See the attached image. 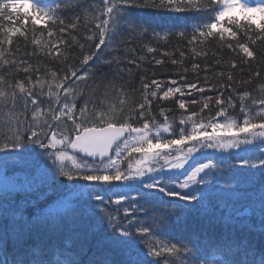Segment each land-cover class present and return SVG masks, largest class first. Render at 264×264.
Wrapping results in <instances>:
<instances>
[{"label": "snow or ice", "instance_id": "snow-or-ice-1", "mask_svg": "<svg viewBox=\"0 0 264 264\" xmlns=\"http://www.w3.org/2000/svg\"><path fill=\"white\" fill-rule=\"evenodd\" d=\"M66 7L67 0H0V264H84L71 250L73 236L81 235L95 241L101 253L87 264H264V83L253 94L256 83L264 81V0H99V23L91 28L81 25L79 16L66 22ZM134 9L190 15L193 23L158 31L147 16L132 15ZM160 32L186 45L171 65L183 68L185 51H190L205 62L203 68L192 63L197 80L201 72L212 71L215 82L207 89L188 82L189 69L183 68L179 86L176 79L141 76L134 89L125 78L131 74L128 65L139 68L137 60L146 61L148 54L151 61L146 62L165 65V59L157 58L159 47L151 46L159 42ZM121 34L131 39L118 40ZM30 37L33 52L21 55L20 44L26 48ZM139 37L144 38L141 46L133 47ZM207 46L216 48L211 68ZM109 48V58L103 59L102 49ZM225 52L232 57L227 63L220 55ZM162 55L171 58L172 53ZM39 56L55 70L30 62ZM217 66L225 71L216 72ZM102 68L107 72L101 74ZM46 77L58 83L50 84ZM206 90L219 94L184 98ZM173 98L181 110L193 106L191 115L182 116L178 132L165 115L171 109L159 107L160 101ZM252 147L255 155H240ZM29 149L51 161L47 170L31 176L11 173L14 158ZM66 150H75L72 159L80 160L71 171L61 163L69 158ZM209 150H236L237 159L225 164L209 156L189 164L195 154ZM133 153L141 157L135 168L129 163ZM237 168L255 171L252 192L241 193L240 181L226 175ZM169 174L175 176L171 185L165 179ZM64 181L76 190L59 192ZM213 184L219 192L250 201L242 212L219 217L232 230L145 246V238L173 223L174 210L151 215L157 211L153 200L202 204V189ZM22 192L26 198L18 201ZM51 196L54 202L41 211L38 202ZM29 207L36 209L31 217L25 215ZM247 216L256 218V226L243 219ZM42 231L68 235L51 249L31 245L30 238ZM105 246L121 249L123 258H106L110 249Z\"/></svg>", "mask_w": 264, "mask_h": 264}, {"label": "trees", "instance_id": "trees-1", "mask_svg": "<svg viewBox=\"0 0 264 264\" xmlns=\"http://www.w3.org/2000/svg\"><path fill=\"white\" fill-rule=\"evenodd\" d=\"M57 2H59V0H57ZM67 3L69 7L64 8L62 12V18H65L66 22H70L68 18L79 16L80 23L83 26H87L91 28L93 23H99V20L95 19V17L100 15L99 10L96 8V6L99 3V0H67ZM89 5H92V7H89ZM132 11H133L132 15L147 16V18L151 21L152 24L158 26V31L159 28L180 26L184 24L191 25L193 23L192 17L190 15H181L175 13L153 14L146 10H141V9H134ZM40 27H42V25L37 26V28ZM28 28L29 30H31V25H28ZM81 31H83V27H81ZM189 31H191V27H189ZM91 34H92L91 32L84 33V35H91ZM73 35H75V33H73ZM37 38L38 39L40 38L38 34H37ZM121 38L131 39V37H123V34L117 37L118 40ZM30 39L31 37L29 38V43L26 48L23 43L20 44L21 55L25 51H27L30 55L33 52V46L30 43ZM65 39H67V37H65ZM141 40H144V38L143 37L137 38V43L133 45V47H137V48L140 47ZM47 42H48V37L45 36L42 40V43L46 44ZM151 46L159 47L160 54L157 55V58L165 59V65L164 67L161 68L159 66H156L154 63L146 62V61H151V54H148L146 56V61L137 60V64L139 65V68L131 64L128 65V67L131 69V74L125 78L132 80L134 89H139L140 87L139 78L141 76H147L149 78H154L158 80L176 79L178 81L177 86H179L182 80L181 77L178 75V73H181L183 71V68L189 69L186 76V80L188 82L198 83V86L205 87L206 89L212 83L215 82L216 77H214L212 71H208L207 73L201 72L200 73L201 79L199 81L197 80L196 75L191 71L192 63H201V67L203 68L205 67V62L203 61L202 57L191 56L190 51H185V60H184L183 68L171 65V59L179 60L180 59L179 51L184 50L186 47L185 44L178 42L175 38L169 39L166 33L160 32L159 42L157 44H152ZM36 47L38 48L39 46ZM261 47L264 48V45H261ZM109 51H111L110 48L102 49L101 55L103 59L109 58L107 55H105ZM204 51H206L208 54V59L206 61V64L209 68H211L215 64L213 53H216V48L214 46H207L205 47ZM164 52L172 53L171 58L164 57L162 55V53ZM197 52H201L200 47H197ZM71 55L74 56L77 55V53H71ZM220 55L223 56L224 63H227V61L232 58L226 52L221 53ZM137 56H145V53L138 52ZM131 58H132L131 56L126 57V59H131ZM30 62L36 64H45L50 69L55 70L53 66L49 64L48 61L43 56L32 57ZM237 63H239V61H237ZM215 70L216 72L225 71L223 67H219V66H217ZM106 72L107 69L102 68L101 74ZM40 75H43V73H41ZM205 75L209 77V80L207 82H205L202 79V77ZM242 78L245 80L248 79L246 75L243 76ZM46 79H48V82L50 84L58 83V81H54L51 77H46ZM89 83H91V81H89ZM261 83H264V81H260L256 83L255 90L253 92L254 95L260 92ZM218 94L219 93L216 90L213 91L206 90L202 94L193 93L191 96L185 94L184 98L186 100H191L192 98H197L199 100L201 97H209V96L216 97ZM137 95H139L138 92ZM224 95L225 96L229 95V92L225 91ZM174 99L175 98L170 99L169 101H160L159 107L171 109V112H166L165 115H168L169 123L172 125L173 131L178 132L179 122L182 119V116L191 115L193 106L189 105V107L186 110H181L178 108V105L174 102ZM211 107L212 104L210 103V108ZM152 110L154 114L158 110L155 102L153 104ZM207 114H208V110H205L204 115ZM230 115L234 116L236 115V113L230 112ZM252 115L255 116V112L252 113ZM157 122L163 123V117L157 116ZM206 122L207 121H205V123ZM134 126H139V125H134ZM184 127L187 129L190 128V125H184ZM229 153H231V155H229ZM255 154H256L255 147L250 148L247 152L240 153V155L242 156H252ZM209 156L225 164L229 163L230 161H235L237 159L236 150H228V153L221 150H216V151L209 150L204 154H200V153L195 154V159L191 160L189 164H194L198 161H202ZM140 158H141L140 155L135 153H133L132 156L129 158V163L133 168L136 167V161H138ZM14 161L17 162V165L15 167H10L9 171L11 173L24 175L26 173H37L38 171V169H35L30 164H28V161L25 160L21 161L16 159H14ZM76 167L78 166L71 164L69 171L74 170ZM188 167L189 165L185 168ZM226 175H232L240 181L239 191L241 193H250L254 190L255 187L254 170L237 168V169H232L231 173H226ZM165 179H167L171 185V182L172 180L175 179V176L169 174L168 176L165 177ZM62 184H63L62 186L61 185L58 186V191L61 193H68L76 190L73 188L72 184H70L67 181L63 182ZM202 191L204 192V195L206 197V200L202 204L190 205L187 202L179 201L176 198H168V197H163L161 200H153L152 202L153 207L156 208L157 211L151 213V215L159 216L161 214L160 209L174 210L173 223L168 227L159 229L157 232H154L149 237L145 238L144 241L145 246L148 243H155L157 246L163 244H169L171 242H175L192 234L207 233L210 236H216L226 231H230L232 230L233 226L230 224L226 225L222 219H219V217H221L226 212H231L233 215H235L236 212H242L244 208L247 207L250 203L249 200L244 198H239L238 196L233 195L231 192L217 191L215 184L203 188ZM25 198H26V194L23 192L20 193L19 196L17 197L18 201L23 200ZM55 198H56L55 196H51L43 201H39L38 208L42 211L43 209L47 208L49 204L53 203ZM227 205H233V207L230 208L227 207ZM35 211L36 209L29 207L25 210V215L31 217V215H33ZM107 211L112 212L113 209L109 208L107 209ZM243 219L247 220L248 224L256 226L257 222L254 216L243 217ZM235 227L237 230H242V231L248 230L247 225H244L242 229L240 228V225H236ZM64 234L68 235V233L42 231L34 234L30 238L29 243L37 247L47 248L51 243L59 242ZM73 246H75L76 248ZM105 247L106 249H110V254L106 258L112 260H119L123 258V251L121 249L110 248V246H105ZM71 250L78 259L84 262V264H87V261L90 258L94 257V255L91 252L96 250L95 241H90L89 239L85 238L83 235L73 236ZM136 252L140 253L141 249L137 248ZM216 259H219V257L216 256ZM211 264H215V260H212Z\"/></svg>", "mask_w": 264, "mask_h": 264}, {"label": "bare ground", "instance_id": "bare-ground-1", "mask_svg": "<svg viewBox=\"0 0 264 264\" xmlns=\"http://www.w3.org/2000/svg\"><path fill=\"white\" fill-rule=\"evenodd\" d=\"M33 2H38V0H33ZM50 6H52V7H55V4H50ZM28 25H31L30 23L28 24ZM37 26H40V25H37ZM72 151L73 150H66V153H68L70 156H73V153H72ZM14 159H16V160H21V161H28V164H30L32 167H34L35 169H39V168H42V167H46V168H48V166L51 164V161L50 160H48L46 157H44V156H41L40 154H39V152L38 151H32V150H25L21 155H19V156H17V157H15ZM61 163H63L64 165H65V170L67 169V167H68V169L67 170H69V168H70V165L72 164V162L69 164L68 162L67 163H64V162H61ZM17 165V162L16 161H14V162H12L11 164H10V167H15ZM65 182V181H64ZM63 184H61V186H62ZM67 235H63L62 236V239L59 241V242H53V243H51L48 247H47V249H51V247L53 246V245H59L60 243H62L63 242V240H64V238L66 237ZM73 247H75V246H73ZM76 248V247H75ZM93 255H94V253H95V255L96 256H99V255H101V253L100 252H98V251H93V252H91ZM61 259L63 258V257H60Z\"/></svg>", "mask_w": 264, "mask_h": 264}, {"label": "rangeland", "instance_id": "rangeland-1", "mask_svg": "<svg viewBox=\"0 0 264 264\" xmlns=\"http://www.w3.org/2000/svg\"><path fill=\"white\" fill-rule=\"evenodd\" d=\"M167 135V134H166ZM67 154V156L69 157L66 161H62V162H64V163H73L74 162V160L72 159V157L73 156H70L68 153H66ZM191 160V159H190ZM40 172H44V171H46L47 170V168L46 167H42V168H39L38 169ZM27 175H29V176H31V175H35L36 173H26Z\"/></svg>", "mask_w": 264, "mask_h": 264}, {"label": "water", "instance_id": "water-1", "mask_svg": "<svg viewBox=\"0 0 264 264\" xmlns=\"http://www.w3.org/2000/svg\"><path fill=\"white\" fill-rule=\"evenodd\" d=\"M75 151V150H74Z\"/></svg>", "mask_w": 264, "mask_h": 264}]
</instances>
